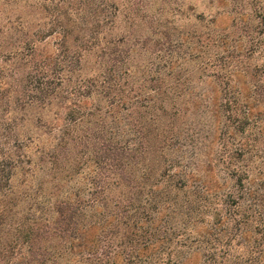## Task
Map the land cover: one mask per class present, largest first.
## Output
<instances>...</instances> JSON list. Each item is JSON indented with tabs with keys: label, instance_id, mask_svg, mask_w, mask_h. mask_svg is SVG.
I'll return each mask as SVG.
<instances>
[{
	"label": "trees",
	"instance_id": "obj_1",
	"mask_svg": "<svg viewBox=\"0 0 264 264\" xmlns=\"http://www.w3.org/2000/svg\"><path fill=\"white\" fill-rule=\"evenodd\" d=\"M92 2H47L6 42L18 145L0 137V264L17 251L29 264H264V32L229 30L250 15L231 0L206 31L168 20L134 40L110 32L118 4L108 18ZM193 126L182 164L167 151Z\"/></svg>",
	"mask_w": 264,
	"mask_h": 264
},
{
	"label": "rangeland",
	"instance_id": "obj_2",
	"mask_svg": "<svg viewBox=\"0 0 264 264\" xmlns=\"http://www.w3.org/2000/svg\"><path fill=\"white\" fill-rule=\"evenodd\" d=\"M58 1L59 0H0V125H2L0 126V137L2 138L1 150L5 149V147L8 145L11 147L12 145H18L15 137L16 129L13 128L12 121L9 119L13 116V112L7 102L6 97L4 96L6 93L12 95L13 87L17 83L16 65L13 61L12 54L10 55L9 51L5 50V46L7 45L6 42L7 40L10 43L12 42L10 45L13 46V43H15V41L18 40V37H20L18 28L21 26V22L23 20H28L32 23L37 22L44 16L49 15L48 13H43L41 11L42 5L48 2L50 7H55ZM77 1L79 3L85 2V0ZM87 1L92 0H86V2ZM230 1L231 0H94V2L91 4L94 6H101L104 9L106 8L105 13L108 18L111 15H115L117 11L115 8L117 5L115 4H118L121 11L119 19L122 20V23L120 27H112L110 32H112L114 35H117V37H120L123 31L127 29V31H131V35L133 36L134 40H147L150 36L154 35L155 31L163 30L164 26L162 24H165L168 20H175V24L177 25H186V30H190L187 31V33L191 32L195 26H197L198 29H202V31H206L207 23L209 22L207 20H211L212 17L216 15L217 9L218 11L220 10L221 13H224L226 9H230V11L232 10V6L229 4ZM237 2L239 5L244 4L245 15H250L245 16V19L243 18V20H241L242 18L239 17L237 26H235V28L231 26L229 29L227 28L228 26H226L227 18L225 16L222 17L223 14H219L218 18L223 20L219 22L221 24L218 26L217 31H226L229 29L233 33L237 35L241 33L247 38V23L251 22L249 25L256 29L254 34L256 37H259L257 30L264 32V10H260V8L257 10L255 7L258 5L250 4V0H237ZM189 3H192L195 8L188 9ZM119 7L117 6L118 9ZM179 8L180 10H178ZM125 9L135 13V23H132L127 18H124L127 13ZM73 10L74 9L69 8V13H71V17L74 18L75 16ZM197 13H202L206 20L203 22H197L195 18ZM154 16V20L150 19V17ZM144 17H146L145 20ZM231 22L232 19L230 24ZM204 37L206 38L207 36L204 34ZM262 37L264 38V34ZM140 45L150 48V45L142 43ZM151 47H154V45H151ZM13 50H15V48ZM255 60L257 61L258 58ZM93 62L94 58L91 56L89 66H92ZM190 67H194L193 63H191ZM31 114L32 112L30 111V116ZM85 126H92V123L89 125L87 122ZM195 130L196 129H194V126L193 128L189 129L184 128L183 135L175 139L173 143L170 144L167 155H170L169 157L177 156L178 161H181L182 164H186L192 156L191 153L196 151L194 148L196 138ZM192 160L194 161L193 158ZM19 217H21V215H19L18 218ZM262 247H264V241L262 242ZM240 250L243 251L244 249L242 248ZM29 259L30 256L27 253L17 251V256L12 258L9 264H29L27 263ZM32 263H40V260L37 259Z\"/></svg>",
	"mask_w": 264,
	"mask_h": 264
}]
</instances>
